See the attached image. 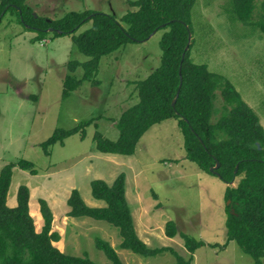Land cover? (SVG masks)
Here are the masks:
<instances>
[{
  "label": "rangeland",
  "instance_id": "374dc122",
  "mask_svg": "<svg viewBox=\"0 0 264 264\" xmlns=\"http://www.w3.org/2000/svg\"><path fill=\"white\" fill-rule=\"evenodd\" d=\"M127 1L27 0V4L37 17L58 19L69 12L85 11L119 17L128 11ZM261 1L256 3L251 21L244 23L235 12L234 0H196L191 11V60L226 78L264 127V34L256 25L262 14ZM19 13L9 10L0 24V173L7 165L27 160L38 175L14 169L8 206H16L19 188L27 186L30 212L37 231H41L39 201L46 200L54 214L53 230L63 235V240L54 245L65 254L106 264V255L96 246L101 239L110 243L123 264H178V258L170 253L144 257L121 249L118 229L107 222L68 216L67 202L74 189L89 206L104 207V201L93 198L91 182L101 179L112 184L114 174L130 175V196L134 199L129 203L135 229L150 249L171 248L191 264H256L237 242L228 241L226 184L186 158L176 120L151 127L132 156L96 152L95 137L119 139L116 123L139 103L136 83L161 64L165 31L102 57L94 79L84 81L64 97L65 76L78 80L84 76L83 67L71 73L68 64L83 65L89 57L71 35L55 37L50 33L39 40L40 32L29 30ZM90 25H82L76 36ZM93 81L98 84L94 86ZM222 102L219 93L214 112ZM85 122H91L84 129L85 139L81 134L73 135L62 145L51 147V155H46L41 144L57 130H71ZM170 221L181 233L207 244L196 251L193 260L181 237L166 236Z\"/></svg>",
  "mask_w": 264,
  "mask_h": 264
},
{
  "label": "trees",
  "instance_id": "16d2710c",
  "mask_svg": "<svg viewBox=\"0 0 264 264\" xmlns=\"http://www.w3.org/2000/svg\"><path fill=\"white\" fill-rule=\"evenodd\" d=\"M195 1L129 0L128 11L119 17L85 11L50 19L35 16L27 0H0V24L9 10H18L20 21L29 30L40 32L39 40L50 33L55 37L73 36L80 51L90 60L83 65L79 62L68 64L71 73L83 67L84 76L82 80L65 76L64 97L78 90L84 81L94 79L102 57L115 53L125 44L150 40L158 31L164 30L160 66L136 83L139 103L126 110L116 123L119 139L110 141L95 137L96 152L108 156H132L151 127L166 120H176L184 138L186 158L208 173L220 164L215 175L226 184L228 241L237 242L245 254L253 257L256 264H261L264 258V127L226 78L210 72L207 65L191 60L192 40L186 51L189 35H192L191 11ZM258 1L234 0L240 21H251ZM261 2L262 14L256 25L264 34V0ZM86 23L91 24L90 27L76 36L77 30ZM97 84L93 81L94 86ZM217 92L223 102L214 112ZM90 124L85 122L71 130H57L41 147L50 156L51 147L62 145L73 135L81 134L85 139L84 129ZM16 167L38 175L34 164L27 160L7 165L0 173V264H96L85 256L65 254L54 245L62 240V236L53 230L54 214L44 199L39 201L43 227L37 231L30 212L31 196L27 186L19 188L16 206H8ZM91 189L93 198L104 201L106 206H88L79 190L74 189L67 202L69 217L111 224L119 231L121 249L144 257L170 253L178 258V264H191L173 249H150L139 238L126 198L125 174H120L112 185L101 179L94 180ZM165 234L171 239L181 237L192 260L196 251L207 245L181 233L172 221L167 223ZM96 246L106 255V264H123L110 243L99 239ZM210 247L218 248L219 245Z\"/></svg>",
  "mask_w": 264,
  "mask_h": 264
},
{
  "label": "crops",
  "instance_id": "0c3cea01",
  "mask_svg": "<svg viewBox=\"0 0 264 264\" xmlns=\"http://www.w3.org/2000/svg\"><path fill=\"white\" fill-rule=\"evenodd\" d=\"M112 160H115V159H112ZM126 176V198H127V200H128V203L130 202V201H132L134 198H132L131 199V196H130V194H132L131 193V189H132V187H130V184H131V180H132V176H128V175H125ZM113 177H116L117 178V176H115V174H114V176ZM113 184V183H112ZM112 184H110V185H112ZM127 188H128V191H127ZM133 195V194H132ZM136 199V198H135ZM98 201V200H97ZM31 204V203H30ZM86 204L88 205V203L86 202ZM132 204V203H131ZM16 205V204H15ZM89 206V205H88ZM129 206H130V203H129ZM15 207V206H14ZM91 207V206H90ZM130 208H131V206H130ZM136 229H137V227H135ZM148 234V233H147ZM61 236H62V240H63V235L62 234H60ZM140 238V237H139ZM61 240V241H62ZM60 241V242H61ZM143 241V240H142Z\"/></svg>",
  "mask_w": 264,
  "mask_h": 264
},
{
  "label": "water",
  "instance_id": "95a60500",
  "mask_svg": "<svg viewBox=\"0 0 264 264\" xmlns=\"http://www.w3.org/2000/svg\"><path fill=\"white\" fill-rule=\"evenodd\" d=\"M49 31H53V30H49ZM155 34V33H154ZM191 40H192V35L190 34L189 35V43H188V46H187V48H186V51L189 49V45H190V43H191ZM177 99H178V96L174 99V101H173V103H172V106L174 107L175 106V104H176V102H177ZM219 167H220V164L219 163H217V165L215 166V167H213V168H211L210 169V172L211 173H214V174H218L217 173V170L219 169Z\"/></svg>",
  "mask_w": 264,
  "mask_h": 264
}]
</instances>
